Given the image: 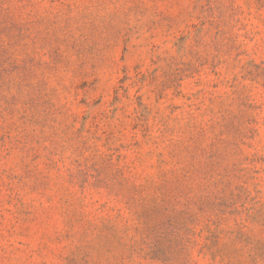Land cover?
Wrapping results in <instances>:
<instances>
[{
  "label": "rangeland",
  "instance_id": "obj_1",
  "mask_svg": "<svg viewBox=\"0 0 264 264\" xmlns=\"http://www.w3.org/2000/svg\"><path fill=\"white\" fill-rule=\"evenodd\" d=\"M0 264H264V0H0Z\"/></svg>",
  "mask_w": 264,
  "mask_h": 264
}]
</instances>
